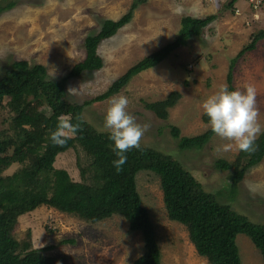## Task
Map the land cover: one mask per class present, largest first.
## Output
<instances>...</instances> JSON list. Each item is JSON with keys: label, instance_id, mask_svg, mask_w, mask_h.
Segmentation results:
<instances>
[{"label": "rangeland", "instance_id": "1", "mask_svg": "<svg viewBox=\"0 0 264 264\" xmlns=\"http://www.w3.org/2000/svg\"><path fill=\"white\" fill-rule=\"evenodd\" d=\"M133 1L20 0V4L0 15V79L14 61L21 60L46 66L49 79L67 77L86 57V38L97 35L105 20H120ZM251 1L238 0L230 7L231 0H148L134 11L128 24L101 43L102 69L69 80L67 100L84 105L82 117L93 130L109 134L107 130H97L103 128L109 100L126 96L128 112L138 123L149 126L140 147L179 161L206 191L218 194L222 203L232 205L251 221L264 224V159L247 170L236 192H232L230 184L239 171L219 170L215 165L220 159L237 161L241 150L235 145L222 150V145L230 142L215 134L201 148L181 149L172 132L176 127L181 137L193 138L210 130L202 107L204 100L221 85L229 87L232 61L262 32L256 48L237 60L234 86L241 90L248 84L255 86L264 126V5L254 10ZM176 5L183 12H174ZM184 16L216 19L205 27L202 36H189L186 46L178 48L160 65L136 75L117 94L97 99L126 71L174 40L182 29ZM69 89L75 90L69 93ZM172 92H179L180 97L168 108L166 118H159L147 108V104L163 101ZM8 101L5 99L0 108V140L8 136L17 139L21 134L20 129L14 128L15 113ZM29 101L26 112L30 115L50 111L45 99ZM91 162L86 151L77 145L59 154L54 166L66 169L74 181L90 183L92 173L83 177L82 171ZM24 166L15 163L3 174L12 175ZM137 184L156 229L162 264H212L197 251L189 227L169 217L162 178L144 170L139 172ZM16 220L13 236L43 250L54 258L55 264H134L146 252L142 233L132 231L127 219L120 215L95 222L42 205ZM237 243L242 264H264L263 254L250 237L240 234Z\"/></svg>", "mask_w": 264, "mask_h": 264}, {"label": "trees", "instance_id": "2", "mask_svg": "<svg viewBox=\"0 0 264 264\" xmlns=\"http://www.w3.org/2000/svg\"><path fill=\"white\" fill-rule=\"evenodd\" d=\"M147 1L134 0L128 13L120 20H105L97 35L88 36L85 40L86 57L72 68L67 77L59 81L49 79L46 66L30 65L28 61L21 60L14 61L0 79V108L5 99H9L7 104L15 113L14 128L21 131L17 139L8 136L0 140V264H55L54 258L45 255L43 250L33 248L30 242L21 243L12 234L13 225L20 215L42 205L95 222L114 215L124 216L131 230L141 232L145 239L146 252L134 264H162L156 229L138 190L137 176L144 170L153 171L162 178L169 217L189 227L197 251L209 258L212 264H242L237 243L240 234L251 238L264 259V224L253 222L232 205L222 203L218 194L206 191L179 161L154 149L133 148L126 153L127 162L123 170L117 173L112 163L118 159L113 151L114 142L109 139L108 133L93 130L84 118L82 131L67 145L59 147L51 142L50 135L56 129L60 115L70 116L73 123L77 122V115L82 116L84 105L67 100L69 80L84 72L102 69L101 43L128 24L134 17V11ZM236 1L232 0L229 6H235ZM18 4L20 0L0 3V15ZM215 19L216 16L182 17V29L174 40L126 71L97 99L117 94L136 75L156 67L178 48L186 46L189 36H202L205 27ZM261 35L255 36L232 61L228 75L230 91L236 90L234 69L237 60L256 48ZM179 97V92H172L165 100L146 106L164 119L168 108L175 105ZM29 99H45L50 111L28 114ZM172 132L181 149L201 148L214 134L211 128L204 135L193 138L181 137L180 129L176 127ZM255 144V152L241 151L237 161L220 159L215 165L219 170L239 171L230 184L232 192H236L247 170L264 159V131ZM77 145L92 159L91 165L82 171L83 177L88 172L92 173L93 181L90 183L74 181L66 169L54 166L59 154ZM15 163L25 166L12 175L4 176V171Z\"/></svg>", "mask_w": 264, "mask_h": 264}, {"label": "clouds", "instance_id": "3", "mask_svg": "<svg viewBox=\"0 0 264 264\" xmlns=\"http://www.w3.org/2000/svg\"><path fill=\"white\" fill-rule=\"evenodd\" d=\"M173 10L177 14L183 12L180 5H176ZM74 90L69 89V93ZM128 106L129 99L126 96L111 97L103 128L97 129L107 130L109 139L114 142L113 151L118 159L112 163L117 173L123 170L127 162L126 153L133 148H140V142L149 127L138 123L136 117L128 112ZM202 107L209 118L212 132L222 140L230 142L222 145V150L228 151L235 145L243 152L251 154L256 151L255 141L264 126L260 122L257 90L254 85L248 84L243 90L231 91L227 85H221L204 100ZM57 119L56 129L51 132L50 139L54 146L64 147L82 131L84 120L81 115L76 116V123L72 122L70 116L60 115Z\"/></svg>", "mask_w": 264, "mask_h": 264}, {"label": "built area", "instance_id": "4", "mask_svg": "<svg viewBox=\"0 0 264 264\" xmlns=\"http://www.w3.org/2000/svg\"><path fill=\"white\" fill-rule=\"evenodd\" d=\"M264 5V0H252L251 6L253 9H259V7H262Z\"/></svg>", "mask_w": 264, "mask_h": 264}, {"label": "crops", "instance_id": "5", "mask_svg": "<svg viewBox=\"0 0 264 264\" xmlns=\"http://www.w3.org/2000/svg\"><path fill=\"white\" fill-rule=\"evenodd\" d=\"M231 1H232V0H231ZM237 1H238V0H237ZM237 1H236V2H237ZM236 2H235V4H236Z\"/></svg>", "mask_w": 264, "mask_h": 264}]
</instances>
